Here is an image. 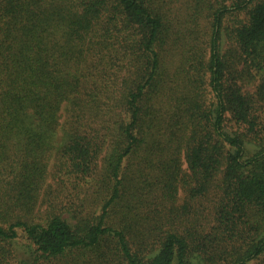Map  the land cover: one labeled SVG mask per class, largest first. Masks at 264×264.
<instances>
[{"label": "trees", "instance_id": "trees-1", "mask_svg": "<svg viewBox=\"0 0 264 264\" xmlns=\"http://www.w3.org/2000/svg\"><path fill=\"white\" fill-rule=\"evenodd\" d=\"M0 264H264V0H0Z\"/></svg>", "mask_w": 264, "mask_h": 264}]
</instances>
